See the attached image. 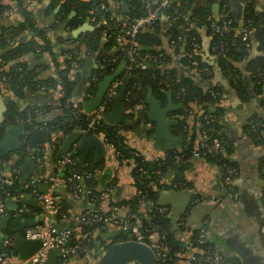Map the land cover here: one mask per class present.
Segmentation results:
<instances>
[{"label":"crops","instance_id":"obj_1","mask_svg":"<svg viewBox=\"0 0 264 264\" xmlns=\"http://www.w3.org/2000/svg\"><path fill=\"white\" fill-rule=\"evenodd\" d=\"M128 1L129 0H106L115 17L118 19L121 18L120 14L122 11L128 8ZM2 3L9 7L15 6V1L13 0H2ZM25 3H27V6L34 16L36 26L44 31L49 41L50 52H44L43 55L27 54L19 59L25 61L28 64V68L34 71L36 79L44 81L43 85H39L35 93L27 92L24 99L19 100L20 107L22 106V108H24L29 104L36 103L37 106L40 107L38 110L41 114L44 113L41 117L42 120L43 117L52 116L53 113H59L58 105L60 103V93L58 88L53 85L47 86L50 80L58 76L57 71H68V76L74 83V90L70 97V101L74 106L80 107L83 114L87 115L93 111H85L82 107V103L90 98L96 82H99L104 77L117 71V75L111 83L115 80H119V88L125 84V82L122 81V72L124 69L122 64L109 71L107 56L111 53V49L108 50L104 48L106 43L105 36L100 39L94 50L80 45L76 56L78 67H71L69 59L71 58V50L74 47L71 38H76L77 36L73 35L72 31L74 29H71L68 23L75 14L72 17L68 16L75 8H71L66 20H60L57 18L60 4H55L52 0H25ZM237 4H239V6ZM247 4H251L258 13L264 12V0H195L191 10H194L197 5H205L208 6L211 16L215 20L220 19L224 15H228L235 21H238V17L242 20L243 11ZM236 11H239V14H236ZM93 20L94 18H89L84 21L85 24L92 27L91 30L104 24L100 20L94 25L91 23ZM18 22H21L20 12H16L10 16H0V30L4 27L15 26ZM169 27L170 23L168 19L163 18L157 31L154 29H147L145 32H154L153 34L157 36L156 38H159V44H157L155 49L161 54V65L163 69L173 71L177 76L183 77L180 75L177 67L189 68L185 64L186 54L183 46L171 45L170 39L166 34ZM197 32L199 34L200 43L198 51L200 60L212 67L214 76L211 79L216 81L217 75L215 74V68H217L219 73L220 71L218 67V56L212 46L213 33H211L205 25L198 27ZM28 37L29 33L22 32L15 37L16 42H14V44ZM251 38L252 42L247 48L246 54L241 60L234 61V65L237 69L236 72L238 73L237 79H239L241 85V91H238L234 86L236 83L230 81L221 73L220 80L223 84L220 86L215 85V87L220 89V91H217L220 97L215 106L222 108L218 117L220 134L227 139L230 146L228 159L231 165L236 169V175L232 185L237 194V199L231 198L228 194L220 168L204 158H189L182 162L183 181L187 184V188L173 189L168 185V182L173 181L176 174H178V168L180 166H173L169 162V164L164 166L163 172L157 174L156 183L158 184V189L156 184H151L152 187H154L153 189H157L158 193L170 190H174L178 193L177 197H170L167 199V202L160 204L166 206L170 212L168 216L171 223L174 225L173 229L176 233V238L184 242L185 239L190 237L192 229L206 222V240L213 245L218 253L229 257L233 264H264L263 180L259 168V163L264 158V136L259 139H253L246 132V126L250 119H252V115L264 118V84L259 86V82L255 80V76L248 66L252 60L260 56L257 55V53L263 52L264 54V50H260L259 44L257 41L253 40V36ZM246 57H248L247 60ZM168 90L170 89L164 88L159 98L152 92L153 97L160 101L162 106L167 104L168 97L166 91ZM146 92L147 90L144 93ZM239 92H241V95ZM0 95L2 96L3 104L6 106L5 99L7 94L0 93ZM170 96L173 103L178 104L174 99L172 91ZM144 97L145 94H143V96H137V94L131 93L125 87L123 99L125 108L123 117L118 123H110L120 126L119 130L122 143L127 148L138 151L148 162H157L163 160L168 151L179 149L184 142V138L183 134L178 132L175 128L177 123L175 119L176 109L170 111L168 114V117L175 122L169 127V132L174 138L181 137V141L174 148H161L157 144L153 139L155 123L151 121L147 115L149 107L144 103ZM111 107L107 112L111 110ZM5 112L6 110L3 112L2 124L5 128L17 126L21 123L15 120L6 124L4 122ZM191 119L192 118L189 117L186 120L189 128L192 125ZM37 125V127L27 128L29 130L28 135H24L23 130V132L20 131V133L13 138L14 142L20 141L23 144L0 158V163H4L3 166H5L6 170L11 168L17 160V169L23 175L20 168L25 163V158L29 157L32 163L25 169L28 175L23 177L43 176L52 173L55 157H63L61 155L62 141L69 134L80 132L79 138L71 144L64 155L73 150L75 160L80 165L92 168L91 173L94 176L95 188L100 192L104 190L105 194H107L106 197L102 198L100 203L102 211L107 212L112 206H119L118 204H121L126 210L128 209V211L132 212V208L129 207L128 203L134 201L138 189L134 173L129 165L120 162L115 157L114 151L108 147L102 139L98 137V141L101 143L100 147L88 146L84 149L83 155H81L78 152V147L81 145L82 141L89 136L84 130L74 128L66 134L63 132L50 134L49 131L41 128L39 124ZM35 131H44L48 133V136H46L45 140L38 137L33 138V132ZM31 139L33 141H31ZM55 139L57 140L56 149L52 151L50 145ZM24 145L27 154L19 158L20 156L17 153ZM39 150H44V153L40 154L42 162L41 167L38 161H36V153L38 155ZM60 175V177L63 176L62 174ZM42 179L43 182L38 187L40 189L41 186H46L47 190V176ZM40 190L43 192L46 191ZM185 190L190 193L187 200L186 195L182 193V191ZM55 193L59 199L69 197L73 199L62 179H60ZM196 194L206 198L207 202L200 204L192 203V198ZM27 198L34 199V197L29 195L25 197L24 200ZM34 201L36 204L29 206L40 207L35 199ZM75 201L80 202L79 200ZM137 202L134 211L143 212L145 210L144 202ZM17 205L18 204L13 199L8 201V209L15 210ZM82 206L83 205H79L78 203L70 210L73 217L81 213ZM173 210H178V213L176 215L173 214ZM7 217L11 220L15 216ZM181 220L184 221L183 226L179 225V221ZM9 228V222L2 224V227H0V241L4 239V234L16 235L18 233ZM113 230L119 231L114 227H105L104 231L93 233L95 243L91 246L89 254L87 256L71 258L65 264H84V262L91 261L92 258L96 257L98 253L103 250L97 244L96 238L103 235L105 231L108 233ZM193 252L199 253L200 250L196 248L192 250L189 248L185 251H181L177 255L176 264H193V261L190 259ZM57 261L58 259H56V262ZM10 262L11 264H29L28 258H21L18 251L14 252V255L10 258Z\"/></svg>","mask_w":264,"mask_h":264},{"label":"trees","instance_id":"obj_2","mask_svg":"<svg viewBox=\"0 0 264 264\" xmlns=\"http://www.w3.org/2000/svg\"><path fill=\"white\" fill-rule=\"evenodd\" d=\"M13 1H15L17 10L20 12L21 22H18L17 24H15V26L4 27L0 30V93L4 94L6 91L8 92V95H6L5 99L6 112L4 122L8 124L15 120H18L25 125L26 129H29L32 127V125H29L25 120L27 119V117H30L32 118L31 121L34 122L35 117L37 116L35 110L39 109L40 107H38L36 103H32L22 108V106L20 107L19 100L24 99L27 92L35 93L38 90L39 85H43L44 81L36 79L34 71L28 68V64L25 61L19 59L27 54L43 55L44 52H50V45L44 34V31L36 26L34 16L27 6V3H25V0ZM52 1L55 2V4H60V9L57 12V18H59L60 20H66L71 8H75V16L68 21L69 27L71 29L79 27L84 23L85 20L89 18H94V20L91 21V23L94 25L96 22L102 19L106 20V23L99 25L94 30L82 32L76 38H71V40L74 42V47L71 50V58L69 59V62L71 60H76L80 45H84L85 47L94 50L97 47L100 39L103 36L106 37V35H109V38L106 39V43L104 45L105 49H111V53L107 56L109 71L110 69H114L120 64L125 65L126 63H128L127 55L125 53V50L123 49L125 46L123 48L119 47L118 45H116L113 38L117 29L116 25H118L120 19L115 17L106 0ZM194 2L195 0H172L168 7L162 9L161 15L154 25H152L151 27H144L139 31V33L137 34V41L139 44V51L142 56L159 55L158 51L155 49L157 47V44H159V38H156L157 36L153 34L154 32H145V30L154 29L155 31H157L163 18H167L170 23V27L166 31L168 38L171 39L178 35H182L185 38V40L180 43V46L184 47V51L186 54L185 64L190 67L189 59L187 57V55L189 54H192L200 60L198 52L195 51L190 44L192 40L191 38L199 42V34L197 32V28L205 25L212 33V30L209 26V21H207V17H210L217 23L220 22V19L232 17L224 15L220 19L215 20L212 18L208 6L197 5L194 10H191ZM102 3L105 5V9L103 10L99 9V5ZM7 6L8 5L3 4L0 0V8ZM144 11V0H129L128 8L125 11H122L120 15L121 17L127 16L129 18H135L142 15ZM175 15L179 18L176 21H172V16ZM232 20L235 29L223 35L213 33L212 46L216 47L215 53L218 56V67L220 73L224 74V76H235L237 78L238 73L236 72L237 69L234 65V61L236 62L241 60L246 54L248 48L241 41L240 32L247 27V23L249 21L250 25L254 27L253 35L248 38L249 46L251 45V37L253 36V40L257 41V43L259 44L260 50H264V12L258 13L254 10L251 4H247L243 11L241 23L235 21L233 18ZM184 22H186L184 27L182 29H178L177 25ZM22 32L29 33V37L14 44V42H16L15 37ZM200 62L207 65L201 60ZM161 63V59L160 61L156 59L153 61L149 60L148 62L141 59L140 66L133 67L128 71L123 69L122 72V81L125 82L126 89L131 93H135V95L137 94V96H143V94H145L144 92L148 88H150L154 95L159 98L163 93V89L169 88L173 93L174 99L180 105L179 108L175 111V115H180L182 117H175L177 121L175 128L178 132L183 134L184 142L180 147V150L183 151V157L180 160L176 161L174 159V156L175 153L178 152V149H175L168 151L167 156L163 160L157 162H141L139 158H134V160L138 163V166L142 165L143 167L148 168V170L151 171L150 178L147 179L143 174L135 171V169H132L138 189H142L143 192L146 193V197H144L142 194H137V201L146 203L145 200L149 199L154 206L159 204V193L157 191L158 184L156 183L157 174H161L163 172L164 166L166 164L171 163L173 166L180 165L178 168V174H176L174 180L183 181V165L181 166V164L183 161L188 159L190 150L193 149L199 141L203 140L209 142L212 138L220 139L224 147L221 154L218 156L206 154L205 159L216 164L219 168L231 165V162L228 159L230 146L227 142V139L220 134L218 123V117L222 108L215 106L217 105L220 96L218 94L213 95L211 93V91L217 92L220 91V89L215 86L203 88L200 85L195 84L192 79L177 76L173 71L163 69ZM207 66L210 67L209 65ZM248 66L250 71L254 74L255 80L259 82V86H261V84H264V75H260V73L264 72V54L258 56L255 60H252ZM210 69L211 74L208 76H204L205 78L210 79L214 76V70L212 69V67H210ZM57 75L60 82L56 83L55 79H52L49 83H47V86L53 85L54 87H56L57 85H60L62 88L63 94L60 95V103L58 105L59 113H53L52 116L49 115L48 117H43V120L48 124L53 125L52 129L56 133L63 132L66 134L74 128L85 130L87 126L86 117L89 114H83L80 107L74 106L70 101V97L74 90V83L69 78L68 71H57ZM235 83L236 84L234 86L238 89V91H241L239 79H237V82ZM94 90L95 86L93 87V91ZM239 93L241 95V92ZM43 114H41L40 116L42 117ZM203 114L209 115L211 120L208 122L204 121L202 119ZM189 117L192 118V125L190 128L188 127L186 121ZM250 120L252 122H249L247 124L246 132L253 139L262 138L264 136V118H261L257 115H252V119ZM252 123H255L253 127H251ZM119 129L120 126L118 124H112L109 121L106 122L105 120H102L95 124V129L87 130V134H101L105 140L113 142L116 148L122 150L126 157H130L131 149L127 148L122 143V137L120 135ZM2 135L3 127H1L0 129V138L2 137ZM17 154L20 156H18L19 158H22L27 154L25 145L18 151ZM17 163L18 161L16 160L11 168L17 167ZM3 165L4 163H0L1 169L6 170L5 166ZM71 168L77 170L78 172L92 171L91 167H83L76 160L74 165L69 166L65 169V172H69ZM259 168L261 172V178L263 180L262 199L264 201V158L260 161ZM14 178V182L11 185L0 186V197L4 199L6 208H8V201L12 199L15 200L17 204H22L24 198L27 197L29 193V190L23 187V181L26 178L23 177L20 172L15 175ZM150 183L156 184L157 189H153L154 187H152V185L148 186V184ZM66 187L68 188L67 184ZM80 187L83 190L82 199L79 200L80 202L75 201L70 197L59 199L61 202V212L53 217V222L56 226H72L76 218L80 214L84 213L87 208H89L87 204L88 197L91 194L99 192L95 188V180L93 175L84 184L80 185ZM87 190L89 193H86ZM5 193H9V199H5ZM136 198H134L133 202L128 203L129 207L132 208V212L129 211L130 213L139 212L137 210L134 211L138 203L136 201ZM78 203L79 205H83V209L81 210V213L79 215L73 217L70 210ZM30 207L36 214L41 212L40 207ZM142 215L144 217V223L149 217L151 218L152 223L148 225V228L150 230L159 232L165 231L164 243L167 246L171 259L166 260L164 263L160 264H176L177 255L181 252L180 248L183 245V242L175 237L176 233L173 229L174 225L171 223L170 218L164 215L157 214L151 216V213L147 209L143 211ZM26 218L28 217L26 216ZM105 227L106 226L101 223L89 226H81L80 232L84 234L85 237L89 238V245L93 246L95 243V237L93 233L99 231L102 232L104 231ZM197 234L198 229H192L189 239L195 242ZM6 237L14 243L17 237H22V230L19 231L16 235L6 234ZM73 239H79L76 233H74ZM129 239H132V237L120 230L117 231L116 235L113 236L108 235L107 231H105L103 235H100L96 238V242L102 249H105V247H107L111 243ZM197 246L200 248L207 247L210 252L218 253L214 249L213 245L207 240L203 244ZM0 252L6 253L5 260H8V264H11L10 260L7 258L14 255L13 244L10 246L3 245L2 241H0ZM224 257L232 261L229 257ZM93 259H95V257L92 258V260ZM193 264L211 263L198 260L193 261Z\"/></svg>","mask_w":264,"mask_h":264},{"label":"built area","instance_id":"obj_3","mask_svg":"<svg viewBox=\"0 0 264 264\" xmlns=\"http://www.w3.org/2000/svg\"><path fill=\"white\" fill-rule=\"evenodd\" d=\"M2 1V0H1ZM31 1V0H29ZM172 0H144V13L139 17L129 18L127 16H122L119 20L118 25H116V31L114 34V41L116 45L119 47H124L125 53L127 55L128 63L123 64V68L128 71L133 67L141 65V59L146 60H159L161 59V54L159 55H145L142 56L139 51V44L137 41V34L144 27H151L156 23L159 16L161 15L162 9L169 6ZM99 9H105V5L102 3L99 5ZM16 12H19L15 6H7L0 8V16H10ZM179 17L172 16V21H176ZM103 23H106L105 19L101 20ZM207 21H209V26L212 30V33L223 35L227 34L230 31L235 29L233 24V20L230 17H226L220 19V22L217 23L213 21L210 17H207ZM186 22L177 25L178 29H182ZM254 27L250 25L248 21L247 27L240 32V39L244 43L246 47H249L248 38L253 35ZM109 38V35H106L105 39ZM191 46L195 51H199V42L195 41L191 38ZM185 38L182 35H178L174 38L170 39L171 45L180 46V43L183 42ZM74 44V42H73ZM214 49L216 47L213 46ZM38 50V49H37ZM189 59V65L192 70L197 71L202 76H208L211 74V69L207 65L200 62V60L193 56L192 54L187 55ZM70 65L73 68L78 67V63L76 60H71ZM260 75H264L260 73ZM227 79L233 81L234 83L237 81L235 76H226ZM55 82L59 83L60 80L58 77L55 78ZM1 85V84H0ZM120 85L119 80L113 81L106 93L103 96L102 102L99 106L91 112L87 117V126L84 132L87 133L89 129H95V124L103 120L104 113L109 109L113 96L117 93ZM44 88V87H42ZM58 91L60 95L63 94L62 88L60 85H57ZM213 95L218 94V92L211 91ZM5 94L8 95L6 91ZM93 95V91L91 92L90 97ZM37 116L35 117L34 122L31 121L32 118L27 117L25 120L32 127L41 126V128L46 129L47 131L52 133H56L52 127L53 125L48 124L46 121L41 119V112L36 109ZM175 117L181 118L182 116L175 115ZM202 119L206 122L210 121L211 118L207 114L202 115ZM252 122L251 120L249 121ZM255 123H252L251 127L254 126ZM52 129V130H51ZM210 131V129H209ZM29 130L24 128V135H28ZM100 139H102L108 147H110L115 154V157L122 163H126L129 165L131 169H135V171L143 174L147 179L150 178L151 171L148 168L143 167L142 165L138 166V163L134 160V158H139L141 162L146 161L145 158L136 150H130V157H126V155L122 152V150L116 148L113 142L107 141L103 138L101 134H94ZM57 140L50 145L52 151L56 149ZM223 143L218 138H212L211 141H199L197 145L190 150L189 158H204L206 154H210L213 156H218L223 151ZM44 150H39V155L36 154V161L40 167L42 166L41 162V153ZM167 154L165 155V157ZM164 157V158H165ZM183 157V151L178 149V152L175 153L174 159L176 161L180 160ZM163 158V159H164ZM53 165L52 173L43 176H29L23 181V187L29 190L28 196L34 197V199L39 203L41 212L36 214L34 210L27 204H18L15 210L6 208V204L4 199L0 197V216H21L26 218H34L38 217L39 221L34 225H28L22 229V237L23 239L30 240H39L40 247L28 257L29 264H43L47 259V254L50 250L59 249V255L57 257L58 261L55 264H65L74 257H82L87 256L91 249L89 245V238L85 237L84 234L80 232L81 226H89L97 223L104 224L106 227H114L118 230L129 234L133 240L138 242L145 243L148 245L152 251L154 252L158 264L164 263L166 260H170L171 256L168 252L167 246L164 243L165 239V231H153L148 228V225L151 224V218L149 217L144 223L143 212L130 213L128 209L122 205L112 206L107 212L102 211L101 200L106 197L105 191H99L98 193L91 194L87 199V204L89 208L80 214L76 220L73 222L72 226H63L56 227L53 222V217L61 212V202L58 196L55 193V189L59 185L60 179L63 180L65 184L68 185V189L70 190V194L75 200H81L83 195V190L80 185L84 184L87 180L92 177V173L90 171L87 172H78L75 169H70L69 172H65V169L69 166L75 164V157L73 150L69 151L63 157H55ZM221 173L223 174L225 188L228 194L233 199H237V194L233 189V180L235 179L236 169L233 165H227L220 168ZM19 173L17 167H12L7 170H2L0 167V186L2 185H11L14 182V176ZM62 174L63 176L60 177ZM48 179V188L45 192L39 189V185L42 184V178L46 177ZM151 186V183L148 186ZM153 185V184H152ZM168 185H170L173 189H182L187 188V184L184 181H169ZM86 193H89L88 190ZM137 194L143 195L146 197V193L143 192L142 189H137ZM5 199H9V193H5ZM144 203L145 209L149 210L151 216L154 215H164L169 217V210L166 206L156 205L154 206L149 199L145 200ZM192 203H206L207 200L201 195H195L192 198ZM83 209V208H82ZM11 210V211H10ZM66 217V216H65ZM179 225L183 226L184 221H179ZM198 229V234L195 242L191 241L189 238L185 239L183 245L181 246V251H185L186 249L194 248L200 250V252H193L190 256L192 261H205L213 264H232V261L226 259L223 255L219 253H212L208 250L207 247L200 248L197 245L203 244L206 241V222H203L200 226L196 227ZM192 232V231H191ZM74 233L77 234L78 240L73 239ZM2 240L3 245H12L14 244L9 238L3 237ZM6 253L0 252V264H8V260H5ZM12 258L10 256L9 259ZM60 261V262H59Z\"/></svg>","mask_w":264,"mask_h":264},{"label":"water","instance_id":"obj_4","mask_svg":"<svg viewBox=\"0 0 264 264\" xmlns=\"http://www.w3.org/2000/svg\"><path fill=\"white\" fill-rule=\"evenodd\" d=\"M218 5V4H217ZM239 6V4H237ZM239 12V11H238ZM237 11L236 14H239ZM75 14V10L73 9L68 17H72ZM239 16V15H238ZM238 22L241 23V18L238 17ZM92 27L88 24H81L79 27L72 31L74 36H78L80 33L91 30ZM257 55H263V52L257 53ZM248 57H246V60ZM120 68V67H119ZM180 75L186 77L188 79H192L195 84L200 85L203 88H209L215 85H222L223 82L220 80V73L217 68H215V74L217 75L216 81L211 78H205L198 72L185 68V67H177ZM117 71L109 76L104 77L100 80L97 85L94 94L89 99L85 100L82 103V107L85 111L90 112L94 111L99 104L102 102L103 96L106 93L111 81L116 77ZM125 87L126 84H123L117 91V93L113 96V105L109 112L104 113L103 119L105 121H109L112 123H118L121 121L124 108L123 99L125 95ZM171 91H166L168 101L167 104L162 106L160 101L156 100L153 97L152 91L150 88L147 89L144 97V103L149 107L147 115L151 121L155 123L154 125V135L153 139L157 142V144L161 148H174L181 141V137L174 138L170 132L169 127L173 125L175 122L173 119L168 117V114L172 110H176L179 108V104H174L172 98L170 96ZM6 110V106L2 102V96L0 95V129L3 127V135L0 138V158L6 155L11 150L17 149V147L22 146V142L17 141L14 142L13 138L23 130L24 124L19 123L17 126H11L5 128L3 124V112ZM80 132H74L66 136V138L62 141L61 145V155L64 156L65 152L69 149L71 144L75 142L78 138ZM48 133L44 131H35L33 132V138H41L45 140ZM98 137L96 135L87 136L78 147V152L83 155V151L88 146L100 147L101 143L98 141ZM31 141H33L31 139ZM33 145L32 143H30ZM25 163L20 168L22 170L23 176L28 175L25 171L28 168L32 160L29 157L25 158ZM40 189L46 190V186H41ZM186 195V200L188 199V195H190L189 191H182ZM178 193L174 190L165 191L163 193H159L158 195V203L163 204L167 202V199L170 197H177ZM185 200V201H186ZM24 204L33 205L36 204L34 199L27 198L23 200ZM180 207V206H179ZM178 210H173V214H177ZM39 221L38 217L34 218H24L21 216H15L10 220L7 216H0V227L2 224L9 222V229L14 231H21L24 227L28 225H34ZM56 226V225H55ZM58 227V226H56ZM60 228V227H58ZM3 237H6L4 234ZM40 247L39 240H30L23 239L21 237H17L14 241V252L18 251L20 253L21 258H28L31 254H33ZM59 249L50 250L47 254V259L43 264H55L56 259L59 255ZM158 264L156 256L152 249L146 245L145 243L138 242L133 239L118 241L109 244L105 249H103L95 259L88 262V264Z\"/></svg>","mask_w":264,"mask_h":264},{"label":"flooded vegetation","instance_id":"obj_5","mask_svg":"<svg viewBox=\"0 0 264 264\" xmlns=\"http://www.w3.org/2000/svg\"><path fill=\"white\" fill-rule=\"evenodd\" d=\"M123 66V65H122ZM189 69V68H188ZM191 69V68H190ZM192 70V69H191ZM197 72V71H196ZM200 74V73H199ZM97 83L98 82H96V84H95V89H96V85H97ZM94 92H95V90L93 91V94H94ZM92 97V96H91ZM113 104V98H112V101H111V104H110V106H109V108L111 107V105ZM107 112V111H106ZM105 112V113H106ZM176 119V118H175ZM22 123V122H21ZM24 128H25V125H24ZM24 128H23V130H24ZM23 130H22V132H23ZM90 135V134H89ZM91 135H94V134H91ZM8 154V153H7Z\"/></svg>","mask_w":264,"mask_h":264},{"label":"rangeland","instance_id":"obj_6","mask_svg":"<svg viewBox=\"0 0 264 264\" xmlns=\"http://www.w3.org/2000/svg\"><path fill=\"white\" fill-rule=\"evenodd\" d=\"M116 233H117V231H114V230H113V231H109V232H108V235L113 236V235H116ZM99 253H100V252H99ZM99 253H98V254H99ZM85 260H86V259H85ZM84 264H88V262H86V263L84 262Z\"/></svg>","mask_w":264,"mask_h":264}]
</instances>
